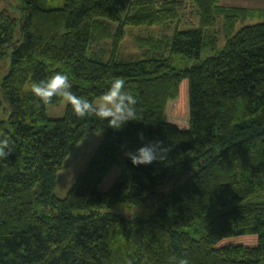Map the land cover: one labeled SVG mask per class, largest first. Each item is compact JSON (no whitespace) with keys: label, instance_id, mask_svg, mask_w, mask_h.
<instances>
[{"label":"trees","instance_id":"16d2710c","mask_svg":"<svg viewBox=\"0 0 264 264\" xmlns=\"http://www.w3.org/2000/svg\"><path fill=\"white\" fill-rule=\"evenodd\" d=\"M186 3L198 22L180 27ZM10 6L17 16L0 7V138L12 147L0 159V264H169L170 257L264 264V8L220 0ZM244 19L257 21L236 29ZM156 24H173L172 34L136 36L145 55L117 57L127 26ZM57 72L91 101L123 78L136 120L116 130L95 116L77 118L67 102L63 115L50 117L30 89ZM100 129V144L58 196L64 159ZM155 140L164 159L133 166L125 153ZM113 167L119 174L102 190ZM154 197L148 216L98 212Z\"/></svg>","mask_w":264,"mask_h":264},{"label":"rangeland","instance_id":"374dc122","mask_svg":"<svg viewBox=\"0 0 264 264\" xmlns=\"http://www.w3.org/2000/svg\"><path fill=\"white\" fill-rule=\"evenodd\" d=\"M224 4L228 5H247L249 7H254L257 9H263L264 8V0H220ZM13 2V0H0V7L7 8L10 13L17 16L18 13L10 6V4ZM188 6V3H186ZM7 6V7H6ZM187 6L185 8H187ZM183 12V21L184 23L180 24V27L185 26H195L198 22V15L195 11V7L191 6L189 4L188 9L182 10ZM263 19V18H261ZM257 20L253 19H244L240 20L238 24L236 25V29H239L244 24H249L252 22H255ZM223 17L218 16L217 17V24L216 29L219 31L218 37L220 40V43L223 44L224 42V36H223ZM174 29V25H167V24H156L153 26H137V27H129L127 26L125 28V35L118 46L117 49V57L120 59L128 60L133 58H139L143 57L144 49L138 46L136 42V36H159L161 34H172ZM109 46L107 49V52H109L110 48V39H106ZM208 50H204L202 52V58L205 57L208 54ZM108 55V54H107ZM106 55V56H107ZM0 70V74H2ZM1 76V75H0ZM100 97H97L93 100V102H98ZM66 101L63 99L59 101L57 104H49L47 106V114L50 117H57L61 116L64 113ZM171 107L168 108L167 115L171 117L170 115ZM187 115L183 118L177 119L179 122L184 124L187 121ZM104 130H94L91 132L86 133L74 146V148L70 151V153L66 156V158L63 161V166L60 169L58 173V178L56 182V188L55 191L58 194V196H65L68 189L71 187V185L76 180L77 176L79 175L80 171L84 168V166L87 164L89 158L97 148V146L100 144L103 136H104ZM119 174L118 167H113L112 170L109 172V174L106 176L104 181L102 182L100 188L102 190H106L111 186L117 175ZM157 204L156 198H151L148 201L140 204H132V203H124V202H118L116 204H112L110 206L104 207L101 209L100 212L104 211H113V212H119L124 214H129L132 216L139 215V216H148L153 211L155 205Z\"/></svg>","mask_w":264,"mask_h":264},{"label":"clouds","instance_id":"9594fccd","mask_svg":"<svg viewBox=\"0 0 264 264\" xmlns=\"http://www.w3.org/2000/svg\"><path fill=\"white\" fill-rule=\"evenodd\" d=\"M125 84L123 78H114L107 91L102 94L98 102L94 103L83 96H77L72 91L68 75L57 72L47 80L33 82L30 91L38 98L37 107L41 104L49 105L58 97L71 106L77 118L95 116L100 120H106L109 127L119 130L127 122L136 120L137 100L130 91L126 90ZM138 137L143 140V133H138ZM166 151L163 142L155 140L144 144L135 152H126L125 155L133 166H140L164 159ZM10 155H12V147L9 138H0V159H7ZM169 264H190V261L187 258L177 261L175 257H170Z\"/></svg>","mask_w":264,"mask_h":264}]
</instances>
